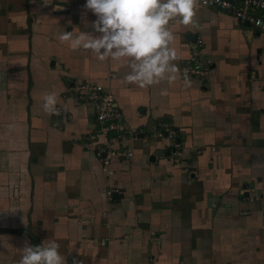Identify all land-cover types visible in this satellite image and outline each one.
Wrapping results in <instances>:
<instances>
[{
	"label": "crops",
	"instance_id": "0c3cea01",
	"mask_svg": "<svg viewBox=\"0 0 264 264\" xmlns=\"http://www.w3.org/2000/svg\"><path fill=\"white\" fill-rule=\"evenodd\" d=\"M85 3L0 0V264L50 240L67 264H264V30L199 5L200 30L173 24L172 47L182 72L201 40L209 74L139 88L123 61L59 41L97 35ZM75 80L102 85L136 132L110 142L131 153L111 176L95 156L94 111L68 90ZM50 93L59 116L43 110ZM163 122L180 165L151 137Z\"/></svg>",
	"mask_w": 264,
	"mask_h": 264
},
{
	"label": "clouds",
	"instance_id": "9594fccd",
	"mask_svg": "<svg viewBox=\"0 0 264 264\" xmlns=\"http://www.w3.org/2000/svg\"><path fill=\"white\" fill-rule=\"evenodd\" d=\"M201 0H86L84 8L96 17L91 27L97 35L81 32H63L58 39L72 50L90 51L104 62L123 61L128 72L125 82L139 88H148L162 82L174 83L181 78L172 47L176 39L173 24L200 30L196 19ZM185 86L191 81L185 71ZM58 97L45 94L43 110L50 116L60 115L56 107ZM18 264H67L55 240L32 246L25 243L20 250Z\"/></svg>",
	"mask_w": 264,
	"mask_h": 264
},
{
	"label": "built area",
	"instance_id": "2783aa9c",
	"mask_svg": "<svg viewBox=\"0 0 264 264\" xmlns=\"http://www.w3.org/2000/svg\"><path fill=\"white\" fill-rule=\"evenodd\" d=\"M200 5L204 8L215 9L233 16L237 21L250 24L252 27L264 30V0H201ZM202 44L197 40L193 47V52L181 72L186 71L190 80L205 78L210 70L207 63L198 51ZM114 74H109L108 79H113ZM68 90L77 105L90 107L94 111V119L99 127L97 135L104 142L96 144L95 156L101 162L102 171L111 176L113 172L111 164L119 159L127 160L131 153L126 149H115L110 142L120 138L135 139V131L130 130L122 120V114L116 106L109 91L94 82L75 80L70 83ZM109 135L113 137L109 138ZM151 137L157 141H166L172 148L173 161L176 165L182 163L180 145L177 142L175 133L168 123L158 125ZM94 140V136L91 137ZM115 191L107 190L106 196L111 199ZM244 191H241V194Z\"/></svg>",
	"mask_w": 264,
	"mask_h": 264
},
{
	"label": "water",
	"instance_id": "95a60500",
	"mask_svg": "<svg viewBox=\"0 0 264 264\" xmlns=\"http://www.w3.org/2000/svg\"><path fill=\"white\" fill-rule=\"evenodd\" d=\"M98 130H99V127H97L96 131H98Z\"/></svg>",
	"mask_w": 264,
	"mask_h": 264
},
{
	"label": "rangeland",
	"instance_id": "374dc122",
	"mask_svg": "<svg viewBox=\"0 0 264 264\" xmlns=\"http://www.w3.org/2000/svg\"><path fill=\"white\" fill-rule=\"evenodd\" d=\"M153 133H154V132H153ZM153 133H152V134H153Z\"/></svg>",
	"mask_w": 264,
	"mask_h": 264
},
{
	"label": "trees",
	"instance_id": "16d2710c",
	"mask_svg": "<svg viewBox=\"0 0 264 264\" xmlns=\"http://www.w3.org/2000/svg\"><path fill=\"white\" fill-rule=\"evenodd\" d=\"M111 138V137H110Z\"/></svg>",
	"mask_w": 264,
	"mask_h": 264
}]
</instances>
